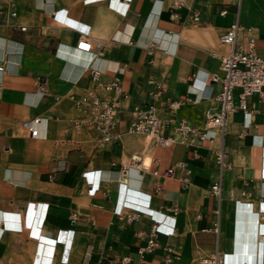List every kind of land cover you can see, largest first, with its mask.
I'll list each match as a JSON object with an SVG mask.
<instances>
[{
    "label": "crops",
    "instance_id": "obj_1",
    "mask_svg": "<svg viewBox=\"0 0 264 264\" xmlns=\"http://www.w3.org/2000/svg\"><path fill=\"white\" fill-rule=\"evenodd\" d=\"M172 4L0 0V264H198L216 253L264 264V93L226 116L224 134L189 147L127 133L149 105L169 122L163 137L181 120L203 128L219 110L206 78L230 51L220 35L239 24L237 45L253 37L264 59V0ZM123 66L120 94L106 92ZM89 67L102 72L97 82ZM88 91L118 103L111 143L73 128L71 96Z\"/></svg>",
    "mask_w": 264,
    "mask_h": 264
},
{
    "label": "built area",
    "instance_id": "obj_2",
    "mask_svg": "<svg viewBox=\"0 0 264 264\" xmlns=\"http://www.w3.org/2000/svg\"><path fill=\"white\" fill-rule=\"evenodd\" d=\"M183 5V0H173L172 9H179ZM14 15V14H13ZM195 19V17H194ZM243 32V28L235 23L227 28L219 37L222 44L230 48L228 54L220 57L218 71L206 78L209 83H214L219 86V91L216 95V100L219 104V110L216 113H209L206 116L203 128L194 127L184 120H181L173 128V136L163 137L161 130L167 126L169 122L162 123L156 114V109L153 105L147 106L145 109H136L133 113V119L127 128V133L143 135L149 139H154L162 146H169L173 143H179L186 147L192 146L206 140H211L210 131L219 130L222 134L225 132L226 116L237 109L245 110L246 99L254 94L264 93V59L257 56L255 52V40L253 37H248L243 45H237L238 36ZM86 42V41H85ZM90 45V44H89ZM90 49V47H89ZM125 66L116 68L113 73L116 77L109 82L103 83V88L106 92H111L119 95L121 92L120 79ZM88 71L91 74V79L98 81L100 74L99 70L89 67ZM238 91V103L233 102V94ZM155 97V94H152ZM76 109L79 111V116L73 122V128L80 130L83 127L90 128L99 135L98 144H108L118 138L114 134L116 127V117L118 113V103L116 101H107L98 97L93 91H88L85 94L75 97L71 96ZM182 102L170 103V109H177ZM40 122L39 119H34L28 123L27 128L32 137H36L38 131L35 125ZM225 153L221 150L216 156L217 163L221 166L225 165ZM131 161L140 163L144 166V162L139 155H133ZM172 170H167L171 173ZM156 174V172H154ZM220 193V185L214 184L211 187V194L218 197ZM138 215H133V219H137ZM159 231L157 225L151 229V236ZM218 232L217 223L213 229ZM155 242L150 239L146 249L152 250L155 247ZM198 264H232L227 263L218 254L202 257Z\"/></svg>",
    "mask_w": 264,
    "mask_h": 264
},
{
    "label": "bare ground",
    "instance_id": "obj_3",
    "mask_svg": "<svg viewBox=\"0 0 264 264\" xmlns=\"http://www.w3.org/2000/svg\"><path fill=\"white\" fill-rule=\"evenodd\" d=\"M35 129L38 131V134H37V136H38L39 135V129H38V127L36 125H35ZM147 165H148V163H147ZM144 166H145V164H144Z\"/></svg>",
    "mask_w": 264,
    "mask_h": 264
}]
</instances>
